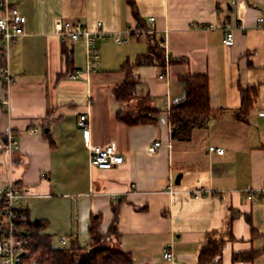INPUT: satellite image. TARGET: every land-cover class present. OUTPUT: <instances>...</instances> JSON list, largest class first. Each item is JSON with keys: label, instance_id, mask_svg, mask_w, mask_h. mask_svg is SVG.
I'll list each match as a JSON object with an SVG mask.
<instances>
[{"label": "crops", "instance_id": "obj_1", "mask_svg": "<svg viewBox=\"0 0 264 264\" xmlns=\"http://www.w3.org/2000/svg\"><path fill=\"white\" fill-rule=\"evenodd\" d=\"M229 1L134 0L135 17L125 0H11L25 24L10 48L13 84L7 88L0 74V182L10 177L26 194L29 220L44 221L53 247L87 246L94 222L103 244L127 252L130 264H199L206 235L229 226L233 239L220 263L264 264V253L233 261L236 252L264 248V198L248 201L243 194L264 188V24L257 22L264 0H237L231 9ZM149 17L152 32L136 36L132 31ZM58 18L89 29L99 21L106 32L96 41L94 69L84 38L65 43L79 71L75 79L55 31ZM225 22L230 46L222 43ZM117 33L124 43L114 41ZM149 39L163 49V78L160 64L147 59ZM125 60L137 65L134 95L123 99L115 92ZM187 73L207 76L213 115L188 141H171L169 110L185 98L180 77ZM250 86L258 93L242 113L240 89ZM144 108L159 112L155 122L128 125L117 117ZM82 114L91 144L112 146L121 163L90 164L77 124ZM8 135L17 144L10 150ZM155 140L160 145L148 152ZM166 246L171 260L163 256Z\"/></svg>", "mask_w": 264, "mask_h": 264}, {"label": "trees", "instance_id": "obj_2", "mask_svg": "<svg viewBox=\"0 0 264 264\" xmlns=\"http://www.w3.org/2000/svg\"><path fill=\"white\" fill-rule=\"evenodd\" d=\"M125 1L132 15L137 17L134 0ZM228 5L231 9V5ZM148 42L149 52L151 53L147 55L148 61L154 62L155 59L162 69L166 64L163 49L153 39H149ZM65 43L62 42V51L65 55L67 71H73L71 64L72 50ZM136 65V63H131L128 60L120 65L119 71L123 72L124 79L116 88L115 94L119 98L124 99L134 95L135 80L133 79V72ZM180 78L185 82L186 95L182 102L170 108L168 121L170 140L185 142L191 138L193 130L206 126L213 115V111L209 103L207 76L205 74L187 73ZM257 93L255 86L240 89L242 113L250 108ZM158 115L157 110L144 108L137 115L127 111L118 113L117 117L128 125H133L149 121L155 122ZM23 215V218L15 220L13 229L14 238L17 243L22 245L21 252L23 253L20 252L18 256V264H30L31 259H35L36 264H130L132 262L131 256L127 252L115 250L103 244V234L98 232L97 224L94 222L91 223L89 228L91 241L87 246L72 242L68 247L55 248L51 244L50 236L43 233L44 221L29 220L26 208L23 209ZM247 221L250 222L249 217H247ZM110 229H114V226H111ZM251 232L256 233L254 228H251ZM232 239L233 235L229 226L224 233L209 232L199 248L198 263L221 264L220 257L225 243ZM261 253H264V248L260 251L236 252L233 254V261L252 260L253 257Z\"/></svg>", "mask_w": 264, "mask_h": 264}, {"label": "built area", "instance_id": "obj_3", "mask_svg": "<svg viewBox=\"0 0 264 264\" xmlns=\"http://www.w3.org/2000/svg\"><path fill=\"white\" fill-rule=\"evenodd\" d=\"M229 3L230 5H234L237 3V0H230ZM153 22V17H149L145 27L135 29L132 32H134L136 36L147 39L148 34L153 30ZM257 22L263 25L264 16H259ZM24 24L25 16L20 12L19 8L13 4L11 0H0V59L4 61L0 69V74L3 84L7 86V88L13 84V77L8 69L10 48L16 38L23 33ZM54 27L62 42H73L82 38L86 40L89 56L88 66L90 69H94L98 59L96 41L106 36L101 22L98 21L94 29H89L80 21L58 18L54 21ZM223 31L222 43L228 46L232 45L234 40L231 24L225 22L223 24ZM112 37L116 43H124L126 41V38L118 33ZM165 69L166 65L158 74L159 78L165 76ZM78 74L79 71L74 70L69 74V78L75 79ZM2 101L3 103L8 102L6 98H3ZM262 114H264V108H262ZM77 124L83 129L84 143L88 148L90 164L105 169L111 168L123 161L122 156L115 154L112 146L91 144L90 132L84 114L79 116ZM5 145L9 150L11 147L17 146L15 140L11 139L9 135L5 137ZM159 145V141H153L148 147V152H155ZM209 150L219 154L223 153V149L217 146H209ZM243 194L248 201H258L264 198V188L259 190L245 188ZM25 197L26 194L17 188L10 177L0 182V264H18V256L22 250V245L17 243L14 238L13 229L15 227V220L24 217L23 209L26 208ZM65 240L66 236L62 235L61 241ZM163 256L168 260L172 259L173 256L169 250V246L163 248ZM30 264H36L35 259H31Z\"/></svg>", "mask_w": 264, "mask_h": 264}, {"label": "water", "instance_id": "obj_4", "mask_svg": "<svg viewBox=\"0 0 264 264\" xmlns=\"http://www.w3.org/2000/svg\"><path fill=\"white\" fill-rule=\"evenodd\" d=\"M23 252H21V254H22Z\"/></svg>", "mask_w": 264, "mask_h": 264}, {"label": "rangeland", "instance_id": "obj_5", "mask_svg": "<svg viewBox=\"0 0 264 264\" xmlns=\"http://www.w3.org/2000/svg\"><path fill=\"white\" fill-rule=\"evenodd\" d=\"M61 246V245H60Z\"/></svg>", "mask_w": 264, "mask_h": 264}]
</instances>
